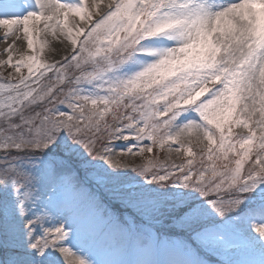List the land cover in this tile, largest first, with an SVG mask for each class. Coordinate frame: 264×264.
Segmentation results:
<instances>
[{"label": "snow or ice", "instance_id": "snow-or-ice-1", "mask_svg": "<svg viewBox=\"0 0 264 264\" xmlns=\"http://www.w3.org/2000/svg\"><path fill=\"white\" fill-rule=\"evenodd\" d=\"M0 28L70 45L0 62V264H264V0H0Z\"/></svg>", "mask_w": 264, "mask_h": 264}, {"label": "rangeland", "instance_id": "rangeland-1", "mask_svg": "<svg viewBox=\"0 0 264 264\" xmlns=\"http://www.w3.org/2000/svg\"><path fill=\"white\" fill-rule=\"evenodd\" d=\"M81 39H83V37ZM60 58H61L60 56H56L52 60L41 59V61L45 62V63H52L56 60H60ZM21 72L26 75L27 69L22 68ZM9 76H11L14 80L18 76V74L15 73L13 68L7 67L5 64H0V78L7 80L9 78ZM204 99H207V96L201 97V100H204ZM186 115H191L193 118H195L197 120L199 119V117L195 113H187ZM182 118L183 117H181L179 119H182ZM232 130H233V136L234 137L236 135H247V130L243 129V127H233ZM113 143L125 144V143H129V142L114 141ZM144 143H148V142L145 141ZM119 152H120V150L118 149L115 158L120 160L122 163H125L128 165V168L122 169L121 172L123 174H126L127 177L136 176V174L131 171V168L135 167L139 164H142L144 162V157L131 156V155L120 156ZM145 156H159V158L161 160H164L165 156H166V152L159 151L158 149H154L152 154L145 153ZM185 159H187V158L183 157V155H181V157L178 158L175 153H172V161L171 162H175V163L179 164V163H183ZM105 167H107V165H105ZM246 167H247V165H246ZM137 178L139 179V177H137ZM79 179L82 181V186L86 190H91L92 188L95 187V181L91 175L85 177L81 173ZM45 199H46V197H45ZM102 230H103V224L98 225V227L94 231L82 230L78 243L84 249L88 250L92 254V256L96 259L105 260V259L115 258L114 249H110L109 245L114 244L116 238L109 235L106 231H102ZM141 258L165 259L166 257L165 256L155 257V256H151L149 254H144ZM209 259L213 261V264H215V259L213 257H209Z\"/></svg>", "mask_w": 264, "mask_h": 264}, {"label": "bare ground", "instance_id": "bare-ground-1", "mask_svg": "<svg viewBox=\"0 0 264 264\" xmlns=\"http://www.w3.org/2000/svg\"><path fill=\"white\" fill-rule=\"evenodd\" d=\"M92 0H88L89 6H91ZM96 19L99 17H95ZM75 22L78 24L80 27H85L83 23L79 21L78 17L74 16H69V25L71 26L72 23ZM7 31L6 28H0V62H5L7 61V57L9 53L5 51V49L14 43V49L11 53L13 56V63L15 61L21 59L23 56H28V55H38L40 59H45V60H52L56 56H60L62 54H65V50L70 47L69 43L67 40H65L62 36H59V33L57 34V37L54 38L51 35H44L41 34L39 37L34 35V47L36 49V52L33 53L32 51L28 50L26 40L24 38V34L22 30L20 32H15L12 36L9 37L7 42L3 41V36L4 33ZM19 36L20 39L17 40L16 36ZM82 38V37H81ZM80 38V39H81ZM47 41L46 46L43 49V52H40V47L41 44ZM4 64V63H0Z\"/></svg>", "mask_w": 264, "mask_h": 264}]
</instances>
